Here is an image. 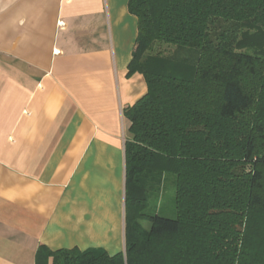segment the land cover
<instances>
[{
  "label": "trees",
  "instance_id": "16d2710c",
  "mask_svg": "<svg viewBox=\"0 0 264 264\" xmlns=\"http://www.w3.org/2000/svg\"><path fill=\"white\" fill-rule=\"evenodd\" d=\"M129 10L147 92L124 109V250L40 245L36 264H264V0ZM170 181L177 216L149 213Z\"/></svg>",
  "mask_w": 264,
  "mask_h": 264
},
{
  "label": "crops",
  "instance_id": "0c3cea01",
  "mask_svg": "<svg viewBox=\"0 0 264 264\" xmlns=\"http://www.w3.org/2000/svg\"><path fill=\"white\" fill-rule=\"evenodd\" d=\"M137 36L129 0H0V264L124 250Z\"/></svg>",
  "mask_w": 264,
  "mask_h": 264
},
{
  "label": "rangeland",
  "instance_id": "374dc122",
  "mask_svg": "<svg viewBox=\"0 0 264 264\" xmlns=\"http://www.w3.org/2000/svg\"><path fill=\"white\" fill-rule=\"evenodd\" d=\"M149 213H159L167 217H176V189L174 184L170 181L167 184L165 191L160 192L156 198H154ZM144 224L149 227V223L146 221Z\"/></svg>",
  "mask_w": 264,
  "mask_h": 264
}]
</instances>
